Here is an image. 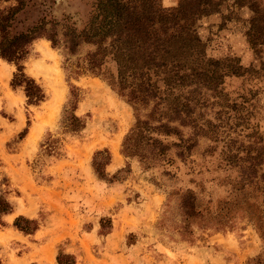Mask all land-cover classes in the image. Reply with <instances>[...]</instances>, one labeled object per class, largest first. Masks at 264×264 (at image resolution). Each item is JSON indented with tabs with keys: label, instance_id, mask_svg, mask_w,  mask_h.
Wrapping results in <instances>:
<instances>
[{
	"label": "rangeland",
	"instance_id": "374dc122",
	"mask_svg": "<svg viewBox=\"0 0 264 264\" xmlns=\"http://www.w3.org/2000/svg\"><path fill=\"white\" fill-rule=\"evenodd\" d=\"M93 3L27 0L10 34L26 32L39 22L81 30ZM178 3L154 0L161 8ZM261 3L264 7V0ZM13 5L14 0H0V10ZM250 17L247 8L227 4L195 22L207 57L237 60L243 69L253 71L241 77L228 75L218 97H209L203 115L197 117L206 135L188 126H179L182 140L177 135L144 134L141 143L152 145L153 138L166 146L165 153L151 163L122 154L123 142L135 124L131 107L101 77L84 74L68 82L62 49H53L45 38L28 48L24 73L45 94L37 106L27 105L22 88L10 87L15 66L10 64L12 76L6 81L7 67L0 61V191L13 205L0 225L1 230L7 229L0 236L1 264H16L15 256L30 248L28 242L48 237L53 244L44 257L30 264H51V260L58 264V259L69 264H264V184L250 188L253 197L246 198L247 191L241 192L235 184L238 168L229 158L237 152L244 155L241 145L258 136L264 144V58H258L247 43ZM46 43L52 50L49 54L44 53ZM88 50L82 46L80 53ZM53 69L60 72L56 83L51 82ZM113 74L115 66L108 64L107 76ZM69 83L80 89L76 115L85 125L72 134L64 133L60 123ZM60 93L63 98L56 106ZM36 127L38 138L31 143ZM25 128L28 133L20 140ZM212 130L218 133L217 142ZM147 147L153 155L158 151ZM103 150L109 152L110 163L105 179H100L92 160L95 152ZM257 172H264V165ZM187 191L206 209L202 219L181 216L178 198ZM233 197L237 202L243 199L234 211ZM244 200L252 206L248 208ZM28 211L36 215L28 217ZM217 213L223 217L221 225L209 219ZM17 217L36 222L37 230L29 235L36 234L37 239L13 227Z\"/></svg>",
	"mask_w": 264,
	"mask_h": 264
},
{
	"label": "trees",
	"instance_id": "16d2710c",
	"mask_svg": "<svg viewBox=\"0 0 264 264\" xmlns=\"http://www.w3.org/2000/svg\"><path fill=\"white\" fill-rule=\"evenodd\" d=\"M14 2L15 5L7 10H0V59L15 66L10 87L23 89L28 106H37L45 99L41 86L25 75L24 62L29 46L38 39H47L53 49H62L64 53L63 70L68 82L84 74L101 77L131 107L135 124L123 142L122 154L139 157L145 162L156 161L165 153L166 146L153 138L150 139L152 145L143 144L139 141L142 136L158 132L179 137V126H188L206 135L207 131L197 117L203 115L202 109L208 105L209 97H218L228 75L241 77L253 71L243 69L237 60L220 61L207 57L195 28L199 18L217 13L227 4L247 8L251 13L247 43L258 58H264V7L261 0H179L178 5L171 8L157 7L154 0H94L92 12L81 30L68 24L39 22L26 32L11 35L14 19L24 10L27 0ZM82 46L89 47L84 54L80 53ZM108 64H114L115 74L107 76ZM261 69L264 71V61ZM79 100L80 89L69 83L68 102L60 121L64 133H78L85 127L76 115ZM212 131L217 142L218 133ZM27 133L25 128L19 139ZM147 146L158 148L156 156ZM241 147H244V155L237 152L229 158L238 168L235 184L241 192L247 191L246 198L249 199L253 197L249 189L264 184V172H257L264 165V144L258 136ZM47 148L49 151L51 147ZM236 161L242 163L235 164ZM109 163V152H95L92 160L94 174L105 179V168ZM178 201L181 216L189 220L192 217L202 219L206 209L201 208L197 196L187 191L179 196ZM241 201L243 199L234 201L233 197L230 203L233 211L241 208ZM12 210V203L0 191V225H3L2 218ZM209 219L216 220L218 225L223 223L219 213ZM30 224L33 227L29 229ZM13 227L25 235L37 230L36 222L24 217H17ZM57 262L69 264L59 259Z\"/></svg>",
	"mask_w": 264,
	"mask_h": 264
},
{
	"label": "crops",
	"instance_id": "0c3cea01",
	"mask_svg": "<svg viewBox=\"0 0 264 264\" xmlns=\"http://www.w3.org/2000/svg\"><path fill=\"white\" fill-rule=\"evenodd\" d=\"M5 65L7 67L5 70L7 72V79H5V80L7 81L12 76V70H11L10 64L5 62ZM26 215L28 217H34L36 214L32 211H28V214H26ZM6 232H7V229H5L4 231L0 229V236L6 235ZM26 237H30L31 239H37L36 234L35 235H28ZM26 239H28V238H26ZM28 243L30 245V248L27 249V251L23 252L21 255L15 256V260H16L15 263L16 264H30L32 261L37 260L41 256L44 257L46 252L49 250V247L53 244V239L48 237L45 239V241L40 240L37 243H35V242L34 243L28 242ZM50 263L52 264L53 261L51 260Z\"/></svg>",
	"mask_w": 264,
	"mask_h": 264
},
{
	"label": "bare ground",
	"instance_id": "6f19581e",
	"mask_svg": "<svg viewBox=\"0 0 264 264\" xmlns=\"http://www.w3.org/2000/svg\"><path fill=\"white\" fill-rule=\"evenodd\" d=\"M43 48H44V53H51L52 52V50H51V48L49 47V45H48V43H46L44 46H43ZM0 61L3 63V64H5L1 59H0ZM31 73L35 76V77H38V75H39V73H37L36 71H34V70H32L31 71ZM60 72L57 70V69H53V71H52V73H51V77H52V79H51V82L53 83H56V82H58L59 80H60V74H59ZM58 88V87H57ZM62 92V91H61ZM62 98H63V94L62 93H60L57 97H56V106L58 105V104H60L61 103V101H62ZM56 109H58V107H54V110H56ZM58 111V110H57ZM38 133H39V131H38V127H36V129L33 131V133L31 134V136H30V138H29V142H31V143H33L34 141H36L37 140V138H38Z\"/></svg>",
	"mask_w": 264,
	"mask_h": 264
}]
</instances>
